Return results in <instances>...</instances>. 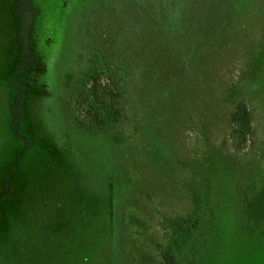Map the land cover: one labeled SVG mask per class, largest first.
Listing matches in <instances>:
<instances>
[{
	"label": "rangeland",
	"instance_id": "1",
	"mask_svg": "<svg viewBox=\"0 0 264 264\" xmlns=\"http://www.w3.org/2000/svg\"><path fill=\"white\" fill-rule=\"evenodd\" d=\"M95 58L132 70L121 146L68 110ZM232 82L254 116L238 158ZM200 159L213 216L178 263L264 264L243 203L264 173V0H0V264H164L163 220L192 211Z\"/></svg>",
	"mask_w": 264,
	"mask_h": 264
},
{
	"label": "trees",
	"instance_id": "2",
	"mask_svg": "<svg viewBox=\"0 0 264 264\" xmlns=\"http://www.w3.org/2000/svg\"><path fill=\"white\" fill-rule=\"evenodd\" d=\"M117 71L116 66L95 58L79 74L70 77L68 80L74 84L75 92L70 96L72 101L68 110L74 114L73 122L82 134L121 146L130 139V134L122 127L127 120L130 104L127 81L132 70L124 71L123 75ZM249 94L241 82L225 86V103L232 107L231 129L225 147L228 151L231 148L237 158L242 157L250 148L254 135V116L248 104ZM13 103L12 126L16 130H13L12 135L22 141L26 148L24 137L17 131L20 120L16 115V99ZM186 167L192 172L188 188L191 190L193 208L187 215L164 218L163 229L167 238V245L161 251L164 264H179L177 256L184 255L194 247L195 236L208 225L213 216L208 191L205 184H202L209 168L208 162L200 159L189 162ZM243 203L248 221L261 223L264 220V173L259 181L251 179L245 186ZM138 223L140 221L137 218L131 217V225Z\"/></svg>",
	"mask_w": 264,
	"mask_h": 264
}]
</instances>
